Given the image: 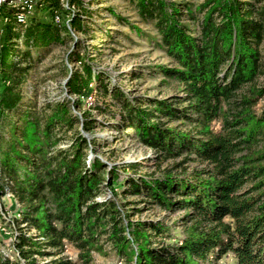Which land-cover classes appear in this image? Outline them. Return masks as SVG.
<instances>
[{
  "label": "trees",
  "instance_id": "obj_1",
  "mask_svg": "<svg viewBox=\"0 0 264 264\" xmlns=\"http://www.w3.org/2000/svg\"><path fill=\"white\" fill-rule=\"evenodd\" d=\"M134 1L141 19L152 23L158 33L159 47L175 63L163 73L183 87L184 98L157 101L150 111L122 107L121 122L163 160L184 155L209 169L182 176L166 172L151 182L131 180L128 191L144 194L163 211H186L184 236L174 246L155 248L151 239H161L169 229L159 223H139L131 232L136 250L128 254L117 206L95 200L103 170L99 162L87 166L86 140L79 136L68 153L52 152L53 126H69L73 121L64 107L47 118L39 114L25 117L20 127L10 125V138L5 140L1 127L21 102L17 88L27 72L18 64L10 69L15 43L21 40L26 49L42 48L58 43L62 29L69 31L66 26L34 21L17 25L16 10L1 4L6 35L0 47V77L1 69L11 71L4 74L8 86L0 101V193L10 192L16 198L24 227L15 233L16 256L10 260L0 251V264H75L62 256L68 246L77 251L81 264H90L92 253L99 251L98 238L107 233L119 252L132 255L131 260L135 257L134 264H224L220 261L229 256V264H264V152L253 149L264 141V119L252 110L260 95L255 82L264 65L260 51L264 1L206 0L198 6L196 24L191 22L197 32L183 24L180 9L172 2ZM44 4L57 10L55 0ZM67 4L75 7L74 0ZM69 26L80 29L74 12ZM29 55L27 51L24 57ZM76 59L81 67L66 84L69 95L84 97L94 84L104 106L107 97L120 100L115 87L104 84L90 65ZM74 108L80 109L76 103ZM89 117H82L85 131L92 128ZM174 121H187L192 130L164 125ZM36 256L51 259L39 263Z\"/></svg>",
  "mask_w": 264,
  "mask_h": 264
},
{
  "label": "rangeland",
  "instance_id": "obj_2",
  "mask_svg": "<svg viewBox=\"0 0 264 264\" xmlns=\"http://www.w3.org/2000/svg\"><path fill=\"white\" fill-rule=\"evenodd\" d=\"M30 1L32 6L23 16L24 24L30 25L31 21H34L66 26L69 32L62 29L58 43L42 48L26 49L21 40L15 43L9 63L10 69L18 64L27 67V72L17 88L22 98L21 102L15 110L6 115L9 119L5 122H8L6 124L4 122L1 127L5 140L10 138V125L12 127L17 124L20 127L25 117L43 114L44 118H47L51 113L60 112L64 107L73 121L69 126H53V140L56 141L52 152L59 150L68 153L79 136L86 140L87 166L91 168L92 164L99 162L103 170L100 174L102 180L100 193L95 200L98 203L112 201L117 206L123 235L129 245L128 254L136 250L131 232L139 223H159L169 229V234L161 239L157 241L151 239L153 247L178 244L185 234L182 218L186 211H163L144 194L132 195L128 191L131 180L136 183L140 180L151 182L161 179L166 172L173 176H182L209 169L206 164L191 161L184 155L174 160H163L156 149L139 142L133 129H128L121 122L122 107L150 111L154 108L153 103L157 101L171 97L184 98L183 87L164 76L163 69L176 65L159 47L158 33L153 24L145 23L141 19L134 0H74V8L68 7L70 6L67 4L68 0H55L58 11L45 6L44 3L48 0ZM167 1L179 7L183 24H189L197 32L196 26L194 27L191 22L194 23L200 18L198 6L206 0ZM5 5L15 10L17 7L8 2ZM64 9L68 13L63 12ZM71 12L78 16L79 30L70 29ZM5 22L4 19L0 20V47L6 35ZM14 28L24 29L18 26ZM27 51L30 55L25 58L24 54ZM260 51L264 64V43ZM77 56L83 64L91 66L94 75L99 76L104 84L115 87L121 93L120 100H111L107 97L105 100L107 106H104L103 100L97 97L94 91V84L89 85V94L84 97L69 95L66 84L72 73L81 67ZM10 69L9 67L6 71L1 69L0 101L4 89L8 86L4 84L8 82L4 74H8ZM262 72L255 82V90H259L260 95L252 110L257 118L264 119V65ZM98 84L99 82L96 83ZM245 89L243 88L244 91ZM75 103L79 105L78 111L74 108ZM126 112L124 111V114ZM83 114H89V119L93 120L90 131L82 128ZM160 122L165 123L166 120ZM164 125L182 131L192 130V125L187 121H174ZM216 127L219 128L220 123ZM253 149L264 152V141L255 145ZM109 182H112L111 185ZM246 188L247 186L244 187ZM19 207L18 201L10 192L0 193V251L10 260L16 256L15 233L18 234L21 227H24L22 218L19 217ZM25 231L28 235H35L34 230ZM97 248L99 251L92 253L90 264H134L135 257L131 260L132 255L127 256L119 252L108 233L98 238ZM48 250L54 252L52 249ZM62 256L75 264H81L77 251L71 246L66 248ZM35 258L39 263H46L51 259L42 256ZM231 258L232 256L225 257L220 263L229 264ZM21 263L23 264L22 261Z\"/></svg>",
  "mask_w": 264,
  "mask_h": 264
},
{
  "label": "bare ground",
  "instance_id": "obj_3",
  "mask_svg": "<svg viewBox=\"0 0 264 264\" xmlns=\"http://www.w3.org/2000/svg\"><path fill=\"white\" fill-rule=\"evenodd\" d=\"M7 2L17 6L16 10H18V12H16V14H15L16 15L15 16V23L18 25L24 24L23 16L27 13V9H29L30 6H32L31 1L30 0H9V1L3 2L2 4H5ZM0 6H1V4H0ZM57 20H58V16L55 17V21H57Z\"/></svg>",
  "mask_w": 264,
  "mask_h": 264
},
{
  "label": "water",
  "instance_id": "obj_4",
  "mask_svg": "<svg viewBox=\"0 0 264 264\" xmlns=\"http://www.w3.org/2000/svg\"><path fill=\"white\" fill-rule=\"evenodd\" d=\"M5 1H9V0H0V4L3 3V2H5Z\"/></svg>",
  "mask_w": 264,
  "mask_h": 264
}]
</instances>
